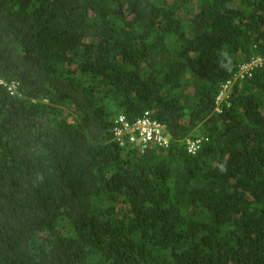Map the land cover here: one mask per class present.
I'll return each mask as SVG.
<instances>
[{
  "label": "trees",
  "instance_id": "16d2710c",
  "mask_svg": "<svg viewBox=\"0 0 264 264\" xmlns=\"http://www.w3.org/2000/svg\"><path fill=\"white\" fill-rule=\"evenodd\" d=\"M258 58L264 0H0V264H264Z\"/></svg>",
  "mask_w": 264,
  "mask_h": 264
},
{
  "label": "built area",
  "instance_id": "2783aa9c",
  "mask_svg": "<svg viewBox=\"0 0 264 264\" xmlns=\"http://www.w3.org/2000/svg\"><path fill=\"white\" fill-rule=\"evenodd\" d=\"M264 67V60L261 58L253 60L250 64L241 66L240 71L235 76L234 81L228 82L224 87V93L218 98V103L227 99L229 97V91L232 89L233 84L236 81H243L250 78L253 74L255 68ZM2 84L6 85L3 81ZM17 90V84H12L10 91ZM121 127L116 129V137L119 141H122L124 136L128 137L127 143L134 145V147H141L145 149L151 144L157 146H167V132L164 126L150 118L149 113H146L137 122L131 124L126 118L120 117L118 120ZM123 144V143H122ZM199 141L196 144H192L190 147V152L195 153L198 149Z\"/></svg>",
  "mask_w": 264,
  "mask_h": 264
},
{
  "label": "clouds",
  "instance_id": "9594fccd",
  "mask_svg": "<svg viewBox=\"0 0 264 264\" xmlns=\"http://www.w3.org/2000/svg\"><path fill=\"white\" fill-rule=\"evenodd\" d=\"M247 80V79H246ZM6 83V82H5ZM7 84V83H6ZM235 84V83H234ZM234 84H233V86H234ZM233 86H232V89H233ZM232 89L229 91V94L232 92ZM225 92V91H224ZM220 97V96H219ZM224 100H226L225 98L223 99V101ZM217 103H218V99H217ZM222 103V101L220 102V103H218V104H221ZM216 112L217 113H221V111L219 110V109H217L216 110ZM146 113H149V115H150V118L152 119V120H154V121H156V122H158L159 124H161L162 126H164L165 127V129H166V132H167V139H168V145L167 146H164V147H161V146H157V145H155V144H151V145H149L148 147H146L145 149H142L141 147H134L133 149H134V151L136 152V151H138L140 154H145L146 152H148L149 150H150V148L151 147H153V146H155V147H159V148H168L169 146H170V142H171V135H170V133H169V131H168V127H167V125L166 124H164V123H162L161 121H159V120H157L155 117H154V114H153V112L152 111H146L145 113H144V115L146 114ZM143 115V116H144ZM142 116V117H143ZM142 117H140V118H142ZM139 118V119H140ZM138 119V120H139ZM137 120V121H138ZM136 121V122H137ZM203 137H201V138H199V139H187L185 142H189L190 143V147H191V145L192 144H196V142L197 141H199V144H198V149H199V146H200V144L203 142ZM198 149H197V151H198ZM197 151L195 152V153H193V152H190L189 151V154L190 155H196L197 154Z\"/></svg>",
  "mask_w": 264,
  "mask_h": 264
}]
</instances>
